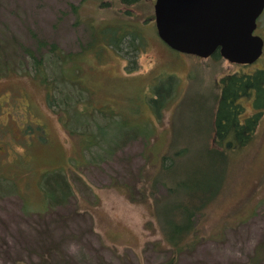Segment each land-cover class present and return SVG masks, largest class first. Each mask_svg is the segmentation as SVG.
Returning <instances> with one entry per match:
<instances>
[{
	"label": "rangeland",
	"instance_id": "rangeland-1",
	"mask_svg": "<svg viewBox=\"0 0 264 264\" xmlns=\"http://www.w3.org/2000/svg\"><path fill=\"white\" fill-rule=\"evenodd\" d=\"M153 3L125 14L117 0H0V32L30 48L44 39L68 55L64 81L85 91L74 111L111 120L108 134L125 127L114 147L102 144L91 123L87 145L47 107L38 80L0 76V264H264V114L250 143L233 154H216L210 131L217 78L264 66V10L253 31L262 52L242 65L167 47L155 31ZM121 21L128 28L136 22L143 40L132 72L99 40V31ZM167 77L171 96L156 113L146 97ZM93 132L104 142L95 144ZM170 145L177 157L163 166ZM56 169L73 194L43 208L39 179ZM201 174L214 176V193L172 196L197 207L194 229L175 251L154 203L166 197L162 181Z\"/></svg>",
	"mask_w": 264,
	"mask_h": 264
},
{
	"label": "trees",
	"instance_id": "trees-1",
	"mask_svg": "<svg viewBox=\"0 0 264 264\" xmlns=\"http://www.w3.org/2000/svg\"><path fill=\"white\" fill-rule=\"evenodd\" d=\"M142 1L144 0H117L125 8L123 12L125 14H128L127 10L129 7L137 5ZM125 24V21H121L105 26L99 31V40L125 60L126 71L132 72L135 70V58L137 51L143 46V40L136 22L134 23L135 26H130V28L126 27L127 25ZM32 46V48L26 45L23 46L15 38V35L6 36L1 31L0 76L9 72H17L27 74L38 80L45 88L47 107L51 108V111L63 116L62 124L68 133H78L79 135L83 134V136L88 137L87 145L91 141V136L88 133L91 123L96 126L97 131L95 132L97 136H103L102 138L105 142L100 141L104 142L102 144H113L112 146L115 147L117 142H121L123 138L120 132H122V128L125 129L124 124L119 128L118 132H114L115 134L111 133V131L108 134L106 129L110 130L111 120L106 119L105 121L97 122V119L95 120L93 115L87 114V116L84 115L82 117L74 111L77 103H84L85 91L81 87H74L73 83L67 85L66 81H64L63 64L68 60L66 58L68 55L61 57L58 54L59 50L56 45L53 43L48 44L44 39H35ZM208 57L215 60L222 58L217 50ZM216 83L217 96L210 130L212 133L213 150H217L220 154H233L250 143L263 117L264 66L253 67L248 70L241 68L222 74L217 78ZM173 86L174 83L170 81V77H167L156 85H152L151 91L155 97L147 96L146 104L154 112L158 113L159 109L170 98V91L173 89ZM86 103L89 105L88 101ZM247 103L250 105L249 112H246L245 109V104ZM131 129L133 128L130 127L129 131ZM91 135L93 139H96L94 141L95 144L100 143L99 138L97 139L94 132ZM129 136L131 135L129 134ZM174 147V145H170L166 151L167 154L161 156L163 166L169 163L171 158L177 157L178 151ZM88 148L89 146L85 147L87 150ZM217 151L216 154H218ZM95 155L97 158L101 156L98 152L92 153V156ZM173 164L166 168V173L169 170L171 172ZM165 182L162 181L167 194L164 200L155 201L154 215L161 221L160 223L167 242L175 251H178L182 239H185L194 229L193 219L197 212V207L180 203L172 196L175 194L189 196L206 191L207 194H212L215 191V178L211 174H207L206 176L201 174L193 178L186 177L175 179L168 183ZM152 183H154V180H152ZM39 186L43 195V208H45V205L49 208L62 206L68 197H71L73 194L65 173L59 169L44 171L40 176Z\"/></svg>",
	"mask_w": 264,
	"mask_h": 264
},
{
	"label": "water",
	"instance_id": "water-1",
	"mask_svg": "<svg viewBox=\"0 0 264 264\" xmlns=\"http://www.w3.org/2000/svg\"><path fill=\"white\" fill-rule=\"evenodd\" d=\"M264 0H154L158 38L170 49L206 58L217 50L229 63L250 64L262 52L253 33Z\"/></svg>",
	"mask_w": 264,
	"mask_h": 264
},
{
	"label": "flooded vegetation",
	"instance_id": "flooded-vegetation-1",
	"mask_svg": "<svg viewBox=\"0 0 264 264\" xmlns=\"http://www.w3.org/2000/svg\"><path fill=\"white\" fill-rule=\"evenodd\" d=\"M263 10H264V8H263Z\"/></svg>",
	"mask_w": 264,
	"mask_h": 264
}]
</instances>
